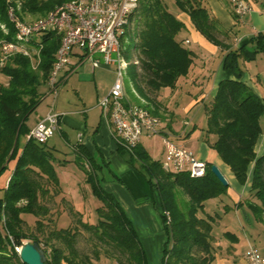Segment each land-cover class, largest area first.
<instances>
[{
  "label": "trees",
  "instance_id": "16d2710c",
  "mask_svg": "<svg viewBox=\"0 0 264 264\" xmlns=\"http://www.w3.org/2000/svg\"><path fill=\"white\" fill-rule=\"evenodd\" d=\"M68 1L74 0H0V44L14 39L10 8L24 20L25 14L43 16L57 4ZM173 1L181 12L189 15L203 36L225 51L224 68L231 70L235 78L220 81L215 96L206 105L204 137L239 183L247 182L252 166L249 195L236 206L246 205L255 219L264 223V153L258 156L255 150L263 132L260 119L264 101L241 80V62L264 54V33L259 32L249 43L233 47L229 42L230 31L211 15L204 0ZM137 2L118 37L130 83L128 88L125 81V91L128 96L133 92L132 101L159 117V110L153 105L156 101L149 102L143 86L156 93L164 87H175L180 77L189 74L193 54L178 37L186 24L169 10L167 0ZM2 24L7 31L1 28ZM60 40L55 31L38 34L30 39L32 45L42 43L41 48H36L40 58L36 65H32L29 57L15 54L0 66V72L8 77L6 83H0V177L14 161L7 185L0 187V264H26L16 249L25 240L43 245L45 264H94L93 258L99 259L102 252L116 258L118 264H149L134 223L115 194L102 184L106 180L102 174L105 169L114 180L122 182L121 177L104 159L99 162L82 142L75 145L73 161L85 171V182L100 202L95 208L97 222L81 220V229L69 226L47 233L44 229L41 217L52 212V204L62 192L57 166L65 165L68 159L58 158L47 142L28 138L31 130L28 121L45 95L40 87L48 83ZM210 135L214 136L211 140ZM117 146L118 151L127 154L131 166L145 173L157 196L165 234L161 264H212L216 254L215 217L205 211V202L225 194L229 188L211 171L213 163L207 162L203 177H191L188 173L166 171L161 160L153 158L142 142L132 151L118 143ZM181 190L188 196L185 205L178 197ZM65 200L61 196V202ZM24 214L38 218L39 233L29 229ZM76 214L82 217L81 212ZM225 235L233 233L227 231ZM82 236L94 244L90 252L80 248Z\"/></svg>",
  "mask_w": 264,
  "mask_h": 264
},
{
  "label": "crops",
  "instance_id": "0c3cea01",
  "mask_svg": "<svg viewBox=\"0 0 264 264\" xmlns=\"http://www.w3.org/2000/svg\"><path fill=\"white\" fill-rule=\"evenodd\" d=\"M204 2L211 15L219 21L225 29L230 31L231 39L229 42L233 47H239L243 44L249 43L250 38L257 35L259 32L264 33V0H251L253 6L252 11L242 17L237 16L233 12L229 0H204ZM177 16L186 24V29L182 31L178 37L184 41L185 45L193 54V64L189 74L182 77L183 79L180 78L177 81V84L181 88L194 84L201 86L199 89V96L193 98L187 109H191V107L200 103L201 109L193 115V119H202V116L206 118V114L202 113V107L207 94L209 96L211 95L212 100L217 92L220 81L223 79H233L235 76L231 70L224 68L225 51L203 36L195 28L188 14L180 11ZM72 62L71 67L75 68L72 69L69 75L76 72L80 66L85 64V60L80 61L77 57H73ZM241 66L243 68L241 80L251 89V91L264 101V54H257L256 58L252 61H242ZM91 67L94 75L96 74V69L100 67L107 68V70L114 75L113 81L110 84L111 88L115 79L114 65H100L98 67H93L91 65ZM110 88L101 94V96L98 95V99L105 96ZM125 93L128 98L129 96L126 91ZM128 100L134 102L129 98ZM70 112L71 113L68 114H77V112L74 111ZM65 114L66 113H63L60 117L59 129H62V126L66 125L67 127H72V129L77 132L76 141L72 143L68 131H64L66 142L73 146V150H75V145L78 142H82L94 156L95 150L98 149L100 153L103 154L102 157L107 158L106 160L104 159L105 162H108L113 170L121 177L122 182L109 180V182H106L103 185L104 188L115 194L131 219L139 221L134 222L136 223V225H134L138 233L139 231H142L140 237L149 258V264L151 262H153V264H161V247H163L164 230L161 216L158 212L157 196L153 193L152 189L150 191L148 190L143 177L123 158L120 151H118V146L113 137V129L109 120L103 116L102 112L99 113L100 116L98 120L92 119V121H90L89 115L86 116L87 119L82 121L78 120L76 117H70ZM161 122L162 128H164V131L167 134H170L177 141L186 144L191 149L194 147V141L191 138V133H189L191 131L189 130V127H186V125L188 126L190 124L189 121H185L183 124L184 126L181 127V129H175L172 127V122L168 119L165 120L164 123L163 121ZM260 123L263 132L259 136L255 147L258 156L264 153V114L260 119ZM29 125L32 126L31 124ZM152 140L153 138H144L142 144L153 158L162 160L164 146L162 144L160 149L162 158H157L149 150V143ZM47 146L58 158L63 154V150L56 147V144L53 143L52 147H50L47 142ZM195 151L201 159L207 161L209 156L207 147L200 144ZM214 161L227 179L229 188L225 194L207 200L211 201L212 209L216 208L220 210V208H222L220 211L224 212V215L216 213L215 216L211 214L215 217L213 222V234L215 236L214 247L216 249L215 259L212 264H248L245 251L250 243L257 245L258 248L260 247V251L264 254V223L254 221L253 219L255 217L246 205L243 207L236 206L249 195L252 183V166L249 169L247 182L241 184L235 178L230 167L221 160L218 154L215 155ZM71 163H75L73 159L68 160L65 165L57 166V171L58 167L67 169ZM84 176L85 175L81 178L82 181ZM90 193L91 191L86 187L84 195L87 196L88 199H95ZM152 195L153 199H151L153 200V204L152 202L137 204L138 198L152 197ZM207 201L205 202V207ZM231 203L236 207L235 216H227L229 215L228 211L231 207ZM155 208H157L158 211H156ZM240 212H242V215H240ZM244 218L249 220L250 227H246ZM234 220H238L241 230L237 229L239 225L235 224ZM139 225L142 228H139ZM144 225L151 231H157V234L153 235L150 233ZM227 231L233 233V236L225 235V232ZM156 245H159L157 246V249H159L157 256H155V252L157 251L155 248Z\"/></svg>",
  "mask_w": 264,
  "mask_h": 264
},
{
  "label": "rangeland",
  "instance_id": "374dc122",
  "mask_svg": "<svg viewBox=\"0 0 264 264\" xmlns=\"http://www.w3.org/2000/svg\"><path fill=\"white\" fill-rule=\"evenodd\" d=\"M169 5V10L174 13L175 15H178L180 10L176 6L173 0H167ZM47 15V14H46ZM46 15H33V14H25L24 20L25 21H34L37 19H40L42 17H45ZM130 27L132 28L133 25ZM40 38V37H39ZM76 51H79L78 49ZM90 60H85V64L80 66L76 72L69 75L75 67H71L70 65L66 66L59 74V85H58V92L57 94H54L49 89V84L42 85L40 87V91L43 92L45 95L43 97V100L41 104L37 107V109L30 115L29 117V124L32 126L35 125V123L44 116L51 108L55 109L56 111L60 113H66L65 115H68L70 117H76L78 120L84 121L86 116L89 115L90 121L92 119L98 120L100 116V106L98 104V95L101 96L104 92H106L110 88V84L113 81V74L107 70V68H97L96 74L94 75L92 72ZM103 66V65H102ZM69 75V76H68ZM68 78L66 79V77ZM182 78V77H180ZM179 78V79H180ZM183 79V78H182ZM181 79V80H182ZM8 80V77L5 74H2L0 72V83H6ZM126 85L128 88H130L129 78L128 76L125 77ZM144 87V91L146 93V96L149 99V102L156 101L154 106H157L159 110V117L165 122V120H169L172 122V127L175 129H181L183 127L185 121H189V125L186 127H189V130L191 131V138L194 141V147L192 150L196 153L197 147L202 144L203 146L207 147L208 149V158L207 161L213 164H216L214 161V157L217 154L216 151L211 147V145L206 141L204 137V129L206 127V121L207 119L205 117H201L202 119H193V115L201 109V104L199 103L196 106L191 107V109H187V107L192 102L193 98H196L199 96V89L201 86L198 84L194 85H188L187 87H179L178 84L171 88V87H165L162 88V90L158 91L157 93L155 91H151L148 87ZM132 91V90H131ZM133 94V92H131ZM129 94V99L132 100V96ZM102 98V97H101ZM211 102V95L209 96L207 94V97L204 100L203 107H202V113L206 114V105L210 104ZM70 111L77 112V114H68L71 113ZM87 112V115H86ZM62 116V115H61ZM60 125V124H59ZM32 126H30L32 128ZM64 131H68L69 138L72 143L76 141V135L77 132L72 129V127H67L66 125L62 126V129H59L53 137H51L47 142L50 147H52V144H56V147H59L63 150V154L60 155V159H68L72 160L74 159V150L73 146L68 144L65 140ZM214 136L210 135V140L213 139ZM143 141V140H142ZM161 147H162V139L158 136L153 137V140L149 143V150L152 152V154L157 158H162L161 153ZM123 158L127 161V154L121 153ZM96 158L99 162H102L103 159H107L106 157H102L103 154L100 153L98 149L95 150ZM14 161L9 163V169L0 177V187H5L7 185V182L10 177L11 170L13 168ZM217 165V164H216ZM145 180L146 186L148 190H151V187L148 183L147 176L142 170H139L137 167H133ZM106 180L102 182L104 185L106 182H109V180L115 181L109 171L107 169L104 170L102 173ZM58 175L61 180V194L56 197V201L52 204V212L46 216L41 217L44 221V229L47 232L50 231V229L53 228H64V227H75L81 229V225L79 221H88L91 223H96L98 216L96 214L95 208L100 204V202L97 199H88L87 196H85V190L86 187L90 191V186L85 182V176L83 181L81 180L82 176L85 175V171L81 169L76 163H71L67 169H64L62 167H58ZM111 177V179L109 178ZM155 193V192H153ZM78 194V196H77ZM91 194V193H90ZM61 196H64L66 199L64 202H61ZM178 197L182 205H185L188 196L181 190L178 191ZM153 195L152 197H140L137 199V204L152 202L153 204ZM231 207L228 211L227 216H235V205L233 203L230 204ZM222 208H220L221 210ZM156 211L157 208H155ZM219 209H212L211 207V201H207L205 211L207 213L213 214L216 216V213L224 215L223 211H220ZM241 211V210H240ZM76 212H81L82 217L79 216V214H76ZM159 212V211H158ZM201 215H204V213H200ZM240 215H242V212H240ZM24 220L26 221L27 225L29 226V229L39 233V230L37 228V217L33 215L24 214L23 215ZM130 218V217H129ZM131 219V218H130ZM253 219V218H252ZM132 222H139L134 221V219H131ZM254 221H257L255 218ZM235 224L239 225L238 220H234ZM244 223L246 227H250L249 220L247 218H244ZM136 225V223H134ZM145 226V225H144ZM147 230L154 234H157V231H151L147 226H145ZM139 228H142L139 225ZM237 229L241 230V226L239 225ZM85 232V231H84ZM142 232V231H141ZM139 231V234L141 236V233ZM165 241V234L163 232V244ZM26 242H31L30 240H25ZM158 244V243H157ZM80 248L84 249L86 252H90L93 248V243L91 241H86V238L84 236L80 237ZM41 247L43 245L40 244ZM156 245V252L155 256L159 253V249H157ZM257 246V245H256ZM163 249V247H161ZM260 248V247H259ZM20 249V248H16ZM261 250V249H260ZM18 251V250H17ZM162 253V252H161ZM150 262V261H149ZM158 262V261H157ZM94 264H118V261L114 257H108L103 252L101 253L99 259L93 258ZM150 264H153L151 262ZM158 264V263H157Z\"/></svg>",
  "mask_w": 264,
  "mask_h": 264
},
{
  "label": "built area",
  "instance_id": "2783aa9c",
  "mask_svg": "<svg viewBox=\"0 0 264 264\" xmlns=\"http://www.w3.org/2000/svg\"><path fill=\"white\" fill-rule=\"evenodd\" d=\"M233 12L242 17L252 11L251 0H229ZM136 0H120V5H113V0H85L82 3H71L70 7H58L56 15L47 17L37 25L25 24L13 11L9 12V19L21 33H47V26L65 25L66 37L63 40L61 56L56 61L53 75L48 79L49 89L54 94L58 92L59 74L68 65L71 66L73 57L80 61L90 60L93 67L100 65H114L115 79L109 92L99 99L101 112L113 129L116 143L128 151H132L144 138L158 136L162 139L164 154L162 166L171 173H205L207 161L201 159L186 144L177 141L160 128L161 119L148 116L147 111L130 112V107L120 96L118 87L117 65L114 55V41L121 34V19L129 10V6H136ZM42 43L33 45L41 48ZM79 51H76V50ZM22 54L30 58L32 52L21 53L19 47L8 41L0 46V66L15 55ZM36 67V66H33ZM61 113L51 108L31 128L28 138H39L40 143L47 142L59 130ZM248 264H264V254L250 243L245 251Z\"/></svg>",
  "mask_w": 264,
  "mask_h": 264
},
{
  "label": "bare ground",
  "instance_id": "6f19581e",
  "mask_svg": "<svg viewBox=\"0 0 264 264\" xmlns=\"http://www.w3.org/2000/svg\"><path fill=\"white\" fill-rule=\"evenodd\" d=\"M137 1L138 0H136V2ZM82 2H85V0H74V1H68V2L61 3V4H57L50 12L47 13V15L45 17H42V18L34 20V21H25V20H22V21L25 24L37 25L39 22H42L43 20H45L47 17H49L51 15H56V13L58 12V7H60L61 5H62V7H70L71 3H82ZM113 5H120V0H113ZM134 7L135 6H129V10L126 11V14H123V19H121V30L127 22L128 13ZM10 9H11V11H13L15 13L13 8H10ZM9 12H10V10H9ZM1 28H3L4 31H7V27L4 24L1 25ZM47 31H55L58 34H60V36H61L60 45H59V48L56 52L55 62H54L53 68H52L50 76H49V79H50L51 75H53V69H55V67H56V61L58 60V57L61 56V49H63V40H65V37H66V29H65V25H58V27H56V29H55V26H47ZM37 35L38 34H28L25 36V34L21 33L15 27L14 39L12 41H8L9 44L19 47V50L21 51V53L32 52V61H33L34 65L37 64V62L40 58L37 54L36 48L33 50V45H32V43H30V39L34 38ZM4 42H6V41H3L0 44V46H3ZM35 55H37L38 58ZM114 55H115V62L117 65L118 87L120 88V96H121V99H123L129 105L130 112H138V111H145L146 110L148 116H150L154 119H160L157 115L153 114L151 111H149V109H147L142 104H139L136 102H131L130 100H128L126 93H125V77H126V70H127V62L124 59V57L122 56V53L120 50V43H119L118 38L114 41ZM133 91L136 94L135 90H133ZM160 128H162V122L161 121H160ZM33 139L36 140L37 142H40L39 138H33ZM204 175H205V173H192L190 176L191 177H203Z\"/></svg>",
  "mask_w": 264,
  "mask_h": 264
},
{
  "label": "water",
  "instance_id": "95a60500",
  "mask_svg": "<svg viewBox=\"0 0 264 264\" xmlns=\"http://www.w3.org/2000/svg\"><path fill=\"white\" fill-rule=\"evenodd\" d=\"M211 171L223 184H228L227 179L216 164L212 165ZM17 250L21 260L26 264H45L47 260L45 251L37 242H26Z\"/></svg>",
  "mask_w": 264,
  "mask_h": 264
}]
</instances>
